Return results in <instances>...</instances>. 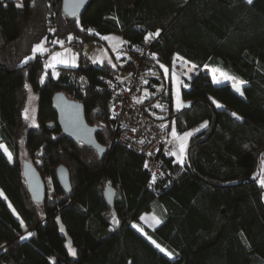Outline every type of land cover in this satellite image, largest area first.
Wrapping results in <instances>:
<instances>
[{
	"label": "trees",
	"instance_id": "obj_1",
	"mask_svg": "<svg viewBox=\"0 0 264 264\" xmlns=\"http://www.w3.org/2000/svg\"><path fill=\"white\" fill-rule=\"evenodd\" d=\"M157 32L151 55L139 59L154 70L145 74L143 108L180 133L193 130L183 170L173 166L176 178L160 195L147 188L144 156L111 144L109 93L96 88L101 75L119 80L133 65L83 53L110 33L132 46ZM42 41L47 50L32 56ZM63 47L79 54L78 66H49ZM176 55L197 65L180 108L165 75ZM207 63L241 80L243 94L216 84ZM16 79L0 91V264H264V0H92L78 19L64 14L62 0H0V84ZM60 91L101 127L103 153L63 135L52 103ZM30 92L35 121L25 115ZM60 164L71 173V195ZM25 169L43 179L42 200ZM107 185L119 192L114 206ZM156 202L165 215L152 230L140 217Z\"/></svg>",
	"mask_w": 264,
	"mask_h": 264
},
{
	"label": "built area",
	"instance_id": "obj_2",
	"mask_svg": "<svg viewBox=\"0 0 264 264\" xmlns=\"http://www.w3.org/2000/svg\"><path fill=\"white\" fill-rule=\"evenodd\" d=\"M157 37L148 36L144 42L132 46L124 41L119 46L118 61L133 65L129 76L115 80L101 75L96 88L106 89L109 93V107L114 120L111 144H120L144 156L148 174L147 188L160 195L176 178L173 167L175 162L172 159L176 139L169 135L160 121L149 116L143 108V86L147 82L145 74H152L154 70L151 66H144L139 60L151 55V46ZM179 166L183 170L184 166ZM28 233L30 229L23 235ZM4 246L5 244L0 246V251Z\"/></svg>",
	"mask_w": 264,
	"mask_h": 264
},
{
	"label": "water",
	"instance_id": "obj_3",
	"mask_svg": "<svg viewBox=\"0 0 264 264\" xmlns=\"http://www.w3.org/2000/svg\"><path fill=\"white\" fill-rule=\"evenodd\" d=\"M92 0H62V10L65 15L72 19H78L84 14ZM53 108L58 114V122L63 131V135L74 141L84 143L98 152H104V148L97 139V133L101 127L91 125L85 117V108L82 102L69 98L64 92L54 94ZM25 177L31 193L36 200H42L45 193V183L41 176L34 170L25 169ZM58 180L68 195L73 193L71 183V173L65 164H60L56 170ZM119 192L117 188L108 185L104 189V197L109 206H114L117 202ZM61 225V222L59 221Z\"/></svg>",
	"mask_w": 264,
	"mask_h": 264
},
{
	"label": "rangeland",
	"instance_id": "obj_4",
	"mask_svg": "<svg viewBox=\"0 0 264 264\" xmlns=\"http://www.w3.org/2000/svg\"><path fill=\"white\" fill-rule=\"evenodd\" d=\"M105 37L107 39H105ZM102 39L105 41L106 44L99 45L95 42H90V43H86L85 46L83 47V53L93 62H103L106 60H111L112 55L115 54L117 51L119 40L116 35H114L113 33H110V34L105 35L104 37L102 36ZM41 44L43 45V48L47 50L46 42L42 41L40 43L35 44L33 48L32 56H34L38 52H41V51H35L36 46L41 45ZM117 55H118L117 57H119V53ZM192 64H193L192 62L187 61L184 58L182 59L180 57H177L176 61L172 64L171 67H165V75L168 78H170L172 82L173 96H174L175 104L177 107H178V104L181 105L179 103V98H182L181 96L182 87H187L186 82L191 79V76L197 70V68L193 66ZM49 65H51L52 67H57V66H62V65L76 67L79 65V54L70 47L60 48L58 50H55L51 54L49 58ZM204 67L207 68L211 72L214 82L216 84H222L227 81L233 84V80L227 79V77L234 78V81L236 82L237 85H239L240 82H242L235 75H233L230 71L222 67L220 64L207 63ZM54 73L55 74L57 73V69L54 70ZM121 76H122V73L120 75L119 80L123 79V77ZM217 81H220V82H217ZM16 83H17V79L14 81H11L8 84L1 83L0 91H6L10 87L14 86ZM28 101H29L28 106L26 108L27 117L35 121L37 95L35 93L30 92ZM5 149L8 155L10 154L11 156L10 150L6 147ZM262 174L264 173L260 172V176ZM156 204L157 202L154 204V207H156L155 206ZM155 244L160 246L159 249L161 248L164 249L165 250L163 251L164 253H167V254L170 253L157 242H155ZM170 256H172V254Z\"/></svg>",
	"mask_w": 264,
	"mask_h": 264
},
{
	"label": "crops",
	"instance_id": "obj_5",
	"mask_svg": "<svg viewBox=\"0 0 264 264\" xmlns=\"http://www.w3.org/2000/svg\"><path fill=\"white\" fill-rule=\"evenodd\" d=\"M114 35H116L118 37V40H119V43H118V46H117V51L116 53L114 54V58L118 61L120 57H117L118 55V52H119V46L124 42V39L121 35L119 34H115L113 33ZM104 37V36H103ZM177 57H180L183 59V57L179 56V55H176L175 58H174V61L173 63L176 61V58ZM185 59V58H184ZM187 60V59H186ZM108 61H112L111 60H108ZM188 61V60H187ZM193 66H195L197 68V65L195 63L192 64ZM205 66V65H204ZM130 74V71H124L122 72V76L123 79H126ZM179 103L184 106L185 102L183 101L182 98H179ZM174 105L175 107L176 104H175V99H174ZM177 108H180V107H177ZM165 128L167 129L169 135L176 139V144L173 148V151L172 153H175V154H172V159L173 161L175 162V164L177 165H183L184 162H185V157H186V150H187V147H188V143H189V139L191 137L190 136H187L185 137V133H193V130H188V131H185V132H178L174 126L173 123H169V122H161ZM175 132V135H173V133ZM181 144L184 145V151L181 153L180 152V146ZM183 160V163L180 162V160ZM119 196V195H118ZM156 207H153V209L151 211H145L141 214V221L143 222V224H145L146 226H148L150 229L152 230H155L156 228H158L162 221H163V217L165 215V209L161 206L160 203H157L155 205ZM143 234L144 233V230L141 229V228H138ZM147 236V235H146ZM152 242L154 241L153 239H151L149 236H147ZM155 242V241H154ZM155 244V243H154Z\"/></svg>",
	"mask_w": 264,
	"mask_h": 264
},
{
	"label": "snow or ice",
	"instance_id": "obj_6",
	"mask_svg": "<svg viewBox=\"0 0 264 264\" xmlns=\"http://www.w3.org/2000/svg\"><path fill=\"white\" fill-rule=\"evenodd\" d=\"M247 2H248V3H252V0H247ZM22 6H23L22 4H18V5H17V7H22ZM89 31H92V30L89 29ZM150 35H153V34H150ZM154 35H159V32L155 33ZM69 39H72V37H69ZM105 39H107V38L105 37ZM60 43H62V42H60ZM35 51H41V52H42V51H46V49H44V48H43V45L41 44V45H37V46H36ZM49 66H51V65H49ZM227 79H231V80H233V87H235L236 90H237L238 92H241V94H243V92H242V84H243V82H240V84L237 85L236 82L234 81V78L227 77ZM217 82H220V81H217ZM26 87H27V85H26ZM181 106H182V105H179V104H178V107H181ZM157 107H160V105H157ZM217 107H220V105L217 104ZM25 115H26V117H27V109H25ZM233 115H235V114H233ZM238 118H239V117H238ZM205 126H206V122H205V125H202V127H205ZM197 131H198V130H197ZM173 135H175V132L173 133ZM184 135H185V137H187V136L192 135V133H185ZM141 143H143V141H141ZM0 147H3V146H0ZM5 151H6V149H5ZM183 151H184V145L181 144V146H180V152L182 153ZM172 154H175V153H172ZM9 156H10V154H9ZM180 162L183 163V160L181 159ZM146 166H147V165H146ZM261 172L264 173V162H262ZM154 178H155V176H154ZM259 183L261 184V186H264V174H262V175L260 176ZM28 235L30 236V235H32V233H28ZM22 239H23V237H22ZM153 243H155V242L153 241ZM156 246H157L158 248L160 247L159 245H156ZM160 250H161V251H165V250L162 249V248H161ZM72 254L75 255V250H74V249L72 250ZM168 255H171V253H168Z\"/></svg>",
	"mask_w": 264,
	"mask_h": 264
},
{
	"label": "bare ground",
	"instance_id": "obj_7",
	"mask_svg": "<svg viewBox=\"0 0 264 264\" xmlns=\"http://www.w3.org/2000/svg\"><path fill=\"white\" fill-rule=\"evenodd\" d=\"M128 45V44H127ZM129 46V45H128ZM80 102V101H79ZM108 186V185H107ZM105 189V188H104ZM104 193V192H103Z\"/></svg>",
	"mask_w": 264,
	"mask_h": 264
}]
</instances>
